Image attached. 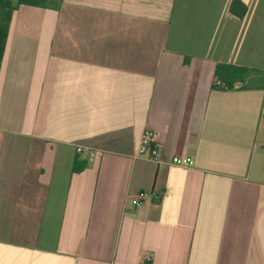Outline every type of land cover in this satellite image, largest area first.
Wrapping results in <instances>:
<instances>
[{
	"label": "crops",
	"instance_id": "crops-1",
	"mask_svg": "<svg viewBox=\"0 0 264 264\" xmlns=\"http://www.w3.org/2000/svg\"><path fill=\"white\" fill-rule=\"evenodd\" d=\"M233 1L49 0L13 13L0 264H264V0H240L244 18ZM219 64L253 73L218 89ZM147 129L162 164L138 156Z\"/></svg>",
	"mask_w": 264,
	"mask_h": 264
},
{
	"label": "trees",
	"instance_id": "trees-1",
	"mask_svg": "<svg viewBox=\"0 0 264 264\" xmlns=\"http://www.w3.org/2000/svg\"><path fill=\"white\" fill-rule=\"evenodd\" d=\"M49 0H0V71L5 54L7 38L13 13L21 6H32L47 8ZM231 13L239 18L247 14V6L240 0H234L231 5ZM253 72L245 67L235 65L219 64L216 67L215 77L221 83L218 89L234 90L237 86L244 84Z\"/></svg>",
	"mask_w": 264,
	"mask_h": 264
},
{
	"label": "built area",
	"instance_id": "built-area-1",
	"mask_svg": "<svg viewBox=\"0 0 264 264\" xmlns=\"http://www.w3.org/2000/svg\"><path fill=\"white\" fill-rule=\"evenodd\" d=\"M218 87H221V83L219 81L216 82ZM138 156L140 158H146L152 161H155L156 163L162 164L160 157V150L157 146L156 141V134L154 131L147 129L141 140V145L139 148ZM171 165L173 166H179V167H192L194 166L195 162L190 157H174L171 162ZM132 205L135 207H140L145 202V196L143 194H140L136 198H134L132 201Z\"/></svg>",
	"mask_w": 264,
	"mask_h": 264
},
{
	"label": "rangeland",
	"instance_id": "rangeland-1",
	"mask_svg": "<svg viewBox=\"0 0 264 264\" xmlns=\"http://www.w3.org/2000/svg\"><path fill=\"white\" fill-rule=\"evenodd\" d=\"M13 2H16V0H12Z\"/></svg>",
	"mask_w": 264,
	"mask_h": 264
}]
</instances>
